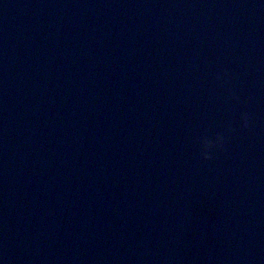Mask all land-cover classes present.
Listing matches in <instances>:
<instances>
[{
  "label": "water",
  "instance_id": "obj_1",
  "mask_svg": "<svg viewBox=\"0 0 264 264\" xmlns=\"http://www.w3.org/2000/svg\"><path fill=\"white\" fill-rule=\"evenodd\" d=\"M0 264H264V0H0Z\"/></svg>",
  "mask_w": 264,
  "mask_h": 264
},
{
  "label": "clouds",
  "instance_id": "obj_2",
  "mask_svg": "<svg viewBox=\"0 0 264 264\" xmlns=\"http://www.w3.org/2000/svg\"><path fill=\"white\" fill-rule=\"evenodd\" d=\"M205 158H206V159L208 158L207 154H205Z\"/></svg>",
  "mask_w": 264,
  "mask_h": 264
}]
</instances>
